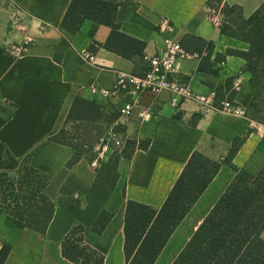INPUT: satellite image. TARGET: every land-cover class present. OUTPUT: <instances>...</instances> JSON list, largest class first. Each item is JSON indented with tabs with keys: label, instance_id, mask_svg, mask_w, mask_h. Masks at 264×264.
<instances>
[{
	"label": "crops",
	"instance_id": "crops-1",
	"mask_svg": "<svg viewBox=\"0 0 264 264\" xmlns=\"http://www.w3.org/2000/svg\"><path fill=\"white\" fill-rule=\"evenodd\" d=\"M71 1L0 0V105L9 106L12 112V117L0 129V141L14 157L23 159L29 156L35 169L51 177L45 194L56 207L45 235L19 228L15 221L0 212V250L4 243L12 246L5 264H73L63 257L62 242L77 224L85 227L84 244L101 253L105 258L104 264H126L127 202L134 201L160 210L195 152L222 162L234 140L244 138L232 161L233 166L252 170L264 166L263 123L249 116L241 118L222 110H206L191 100H177L174 106L175 99L169 92L143 96V104L152 109L150 120L139 122L135 116L123 122L122 133L127 141H135L137 147L130 158L120 161L119 178L114 189L97 181L98 171L90 166V153L69 165L76 153L75 146L57 142L53 136L61 131L71 136V131L85 128H69L75 123L82 124L80 121H68L74 100L100 107L96 120L100 118L101 122L97 124L101 123L103 131L119 119V108L130 98L122 95L118 99L103 100L93 96L90 88H111L116 81L113 71L135 74L140 71L132 60L104 47L110 38L111 28L92 20H86L72 37L61 62L54 60L63 38L60 26ZM12 2L24 10L25 20L29 22L34 37L29 54L22 58H15L9 51L20 40V36L10 31ZM226 2L241 6L248 18L264 0ZM209 10L207 0H140L136 10L128 5L121 6L116 20L122 34L146 44L145 57L156 55L161 48L163 36L159 25L164 19L173 25L168 35L180 43L186 40L193 47V37L208 42L213 47L212 53L209 55L207 48L201 58L181 62L176 78L202 96H208L212 90L217 92V87L225 86L229 79L233 80V90L235 80L241 78L233 103L247 112L255 96L251 75L245 71L246 61L227 55V51H249L251 46L223 35L221 27L210 19ZM40 23L49 24L51 28L41 33ZM83 50H89L96 56L97 66L92 67L79 60L78 52ZM207 57L210 62L223 57L218 75L201 70V62ZM74 115L79 118L77 112ZM65 117L64 130L60 126ZM104 118L106 124H103ZM97 132L93 129L85 136L96 139L98 134L94 136V133ZM73 135L77 139L82 138L85 148L92 144L81 134ZM141 144L147 149L141 148ZM235 176L233 167L221 166L175 229L155 264L174 263ZM104 211L113 217L105 230L97 234L93 226ZM262 238L264 240V231Z\"/></svg>",
	"mask_w": 264,
	"mask_h": 264
},
{
	"label": "trees",
	"instance_id": "trees-1",
	"mask_svg": "<svg viewBox=\"0 0 264 264\" xmlns=\"http://www.w3.org/2000/svg\"><path fill=\"white\" fill-rule=\"evenodd\" d=\"M140 0H72L61 23L63 38L60 41L54 60L61 62L63 53L70 41L86 20H92L111 28V35L105 48L135 63L140 69L137 76H144L148 70L143 55L146 44L120 32L116 14L123 5L134 10ZM209 9L220 10L222 15L221 33L223 35L249 43V51L229 49L227 55L238 56L246 61L245 71L251 75L250 83L255 89L247 116L264 124V2L246 18L243 8L229 5L226 0H207ZM193 47L184 40L181 44L190 53L202 54L213 47L200 38H192ZM211 52V53H210ZM203 58L201 70L218 75L223 57L214 62ZM233 80H227L225 86L217 87L215 105L220 107L224 100L233 101L236 94L232 88ZM228 94V95H227ZM100 107L94 103L74 100L68 115V121H80L85 131L90 133L97 128L93 125ZM0 129L12 117L6 108L0 105ZM77 112L79 118L75 117ZM103 132V131H102ZM60 143L74 145L76 153L69 165L79 161L82 155H88L82 138L61 131L53 136ZM77 139L75 142L74 140ZM244 138H236L228 156L217 162L195 152L188 161L183 173L160 210L147 205L128 201L125 217V256L126 264H155L169 238L186 217L199 197L215 178L223 164L233 167L236 176L227 191L220 197L202 225L187 243L173 264H263L264 240V166L252 170L237 169L232 161ZM147 149L146 145H140ZM137 144L128 140L122 152L116 151L98 170L97 181L109 189H114L118 178L120 161L132 156ZM51 177L31 165L30 157L18 159L0 141V212L15 221L21 229L33 230L45 235L55 215V204L46 196L45 189ZM104 211L93 226V231L101 234L112 219ZM85 227L75 225L62 242V254L73 264H104V256L84 244ZM12 252V246L4 243L0 250V264H5Z\"/></svg>",
	"mask_w": 264,
	"mask_h": 264
},
{
	"label": "built area",
	"instance_id": "built-area-1",
	"mask_svg": "<svg viewBox=\"0 0 264 264\" xmlns=\"http://www.w3.org/2000/svg\"><path fill=\"white\" fill-rule=\"evenodd\" d=\"M10 6L13 9L10 19V31L20 36V40L11 46L9 51L15 58H22L29 54L30 47L34 43V37L31 34L29 22L25 20L24 10L15 2H12ZM209 15L215 25L221 26L222 15L220 11L210 9ZM50 28L49 24H39L41 33H46ZM159 30L163 36L162 46L156 55L145 58L149 68L144 76L117 70L113 71L116 81L111 88L106 89L95 86L90 88L93 96L100 97L103 100L118 99L122 95H127L130 98V101L119 108V119L104 129L96 144L90 149V166L95 171H98L103 163L108 162L116 151L122 152L125 148L127 139L121 131L125 120L133 119L135 116L139 122H146L151 119L152 109L146 107L142 101L145 94L159 96L163 92H169L175 99L173 101L174 106L177 100H191L206 110L217 109L237 117L247 118V112L236 106L233 101L224 100L220 103V107H217L215 105L217 98L215 90H212L208 96H202L195 94L188 85L178 81L176 75L179 72L180 63L194 58L199 59L201 55L190 53L178 40L168 35L173 30L170 20H162ZM78 58L86 65L97 66L96 56L89 50L78 52ZM219 66H223V62ZM241 83V78L235 80L234 92L239 90Z\"/></svg>",
	"mask_w": 264,
	"mask_h": 264
},
{
	"label": "rangeland",
	"instance_id": "rangeland-1",
	"mask_svg": "<svg viewBox=\"0 0 264 264\" xmlns=\"http://www.w3.org/2000/svg\"><path fill=\"white\" fill-rule=\"evenodd\" d=\"M218 11H220V10H217V12ZM6 108V113H9L10 111H11V108L9 107V106H6L5 107ZM6 115L7 114H4V113H1L0 112V116L1 117H6ZM104 116H108V115H104ZM103 116V117H104ZM102 117V118H103ZM66 119H67V117H65V118H63V120H62V123H61V128L62 129H64L65 128V126H64V123L66 124ZM100 119V118H99ZM99 119H97V120H95V123H93V125L97 128L96 130H98V132L97 133H94V136H96L97 134V138L96 139H92V138H88V136L86 137L85 135L87 134L84 130H85V128H82V130L81 131H78V130H74V131H71L72 132V135L73 134H81V136L84 138V139H88V140H90L89 141V143H92L91 145L89 144V150L96 144V142L98 141V139H99V137H100V135L102 134V129H103V126H101L100 127V124L101 123H99V124H97L98 123V121H99ZM104 120H105V118H104ZM99 122H101V120L99 121ZM109 122H111V121H109ZM79 124V125H78ZM97 124V125H96ZM103 124H106V120H105V122H103ZM74 126H80V127H82L83 126V124H80V123H75L74 125H71V126H69V128L71 129V130H73V128H74ZM68 128V127H67ZM105 129V128H104ZM65 130V129H64ZM70 131V130H69ZM104 131V130H103ZM86 133V134H85ZM86 137V138H85ZM87 140V141H88ZM91 146V147H90ZM91 155V154H90ZM260 166V165H259Z\"/></svg>",
	"mask_w": 264,
	"mask_h": 264
}]
</instances>
